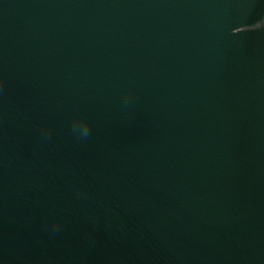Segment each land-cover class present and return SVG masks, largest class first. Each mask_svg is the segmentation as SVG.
Here are the masks:
<instances>
[{"label": "water", "instance_id": "95a60500", "mask_svg": "<svg viewBox=\"0 0 264 264\" xmlns=\"http://www.w3.org/2000/svg\"><path fill=\"white\" fill-rule=\"evenodd\" d=\"M0 264H264V0H0Z\"/></svg>", "mask_w": 264, "mask_h": 264}, {"label": "clouds", "instance_id": "9594fccd", "mask_svg": "<svg viewBox=\"0 0 264 264\" xmlns=\"http://www.w3.org/2000/svg\"><path fill=\"white\" fill-rule=\"evenodd\" d=\"M84 127H85V130H87V128H88L87 122L84 123Z\"/></svg>", "mask_w": 264, "mask_h": 264}]
</instances>
